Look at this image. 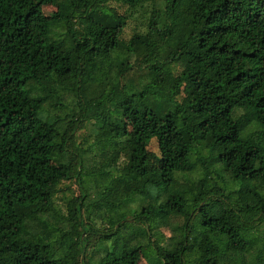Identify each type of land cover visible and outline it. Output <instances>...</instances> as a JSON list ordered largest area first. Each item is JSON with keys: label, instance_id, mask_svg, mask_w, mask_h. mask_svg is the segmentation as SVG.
<instances>
[{"label": "trees", "instance_id": "obj_1", "mask_svg": "<svg viewBox=\"0 0 264 264\" xmlns=\"http://www.w3.org/2000/svg\"><path fill=\"white\" fill-rule=\"evenodd\" d=\"M151 1L0 0V264H264V0Z\"/></svg>", "mask_w": 264, "mask_h": 264}, {"label": "rangeland", "instance_id": "obj_2", "mask_svg": "<svg viewBox=\"0 0 264 264\" xmlns=\"http://www.w3.org/2000/svg\"><path fill=\"white\" fill-rule=\"evenodd\" d=\"M162 5V0H153L150 3L143 5L141 7H137L134 9H127L126 7L123 6H118L116 7L115 5H111L112 7L114 6L119 14H124V16L127 18L126 20V26L124 27L122 31V36L121 38L124 40H127L132 32H138L143 29V25L150 19L152 13L155 11H158ZM54 11V8L51 6H42L41 7V12L43 15L47 16L51 12ZM137 58L134 56H127L124 61L130 65L134 66ZM132 79L136 80L138 79L135 77V74H132ZM244 102L241 100H238L236 102V108L240 110L243 108ZM59 114V113H58ZM111 129L110 126L105 125L103 130L100 131L98 136L100 138H104L108 133L109 130ZM91 126L88 124L84 129H81L77 131L74 135V138L76 142H78L82 149L83 148H88L89 144L93 141V134L91 131ZM89 149V148H88ZM145 150L146 153L150 156V164L149 167L153 170L157 169L158 167V150H157V144L154 139H149L145 143ZM85 157L87 158V166L91 165L93 166V163H98V157L97 153L95 152L94 147L91 148V151L89 150ZM121 165V160H118L117 166ZM92 184V190L90 191L89 195V200H92L93 198L95 199L96 192L100 191V188H93ZM62 192H64V195L69 196V192L72 194V196H76L78 194V187L76 184L69 182V183H64V186L62 187ZM149 194L148 193H139L136 194L133 199H132V204L129 205V208L131 210H134L135 212L140 209L141 206H145L147 201L149 200ZM55 208L58 211L59 214H62L65 216V210H64V201H63V196L62 193H58L55 198ZM85 215V214H84ZM109 215L101 213L98 216L95 215V218L93 219V226L97 230V235L95 236V239L98 238L99 235L103 234L106 232L108 225L106 223V218ZM127 224H129L131 227L132 226H137L134 220L128 218ZM85 223L88 221L84 220ZM158 231L161 233V235L165 238L169 237V231L166 227H159ZM128 233V231H127ZM94 241V240H92ZM96 257V253L94 254ZM102 255L100 252L97 253V256L99 257ZM139 264H144L143 260L139 261Z\"/></svg>", "mask_w": 264, "mask_h": 264}]
</instances>
